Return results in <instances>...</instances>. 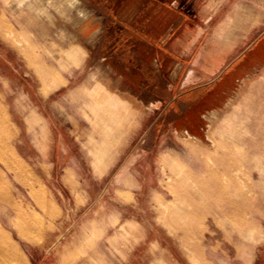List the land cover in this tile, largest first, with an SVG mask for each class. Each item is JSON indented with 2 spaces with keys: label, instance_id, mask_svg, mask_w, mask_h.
Masks as SVG:
<instances>
[{
  "label": "rangeland",
  "instance_id": "rangeland-1",
  "mask_svg": "<svg viewBox=\"0 0 264 264\" xmlns=\"http://www.w3.org/2000/svg\"><path fill=\"white\" fill-rule=\"evenodd\" d=\"M0 108L20 264H264V0H0Z\"/></svg>",
  "mask_w": 264,
  "mask_h": 264
},
{
  "label": "bare ground",
  "instance_id": "bare-ground-1",
  "mask_svg": "<svg viewBox=\"0 0 264 264\" xmlns=\"http://www.w3.org/2000/svg\"><path fill=\"white\" fill-rule=\"evenodd\" d=\"M5 112L4 110H2L1 112V116H0V136H1V140L3 141V145H4V149H6L5 151L8 154V158H9V162L10 165L14 168H16L17 170L24 172L25 168L24 166L18 161V159L16 158L15 154L12 152V150L10 149V145H9V140L11 137V130L9 129L8 125H7V119L5 117ZM9 123V122H8ZM4 154V153H3ZM2 155V154H0ZM4 157V156H2ZM10 171V170H9ZM26 172V171H25ZM23 174V173H22ZM27 174V173H26ZM23 176V175H22ZM25 176V175H24ZM16 177V176H15ZM18 177V176H17ZM16 177V178H17ZM24 178V177H23ZM20 179V178H19ZM35 195V194H34ZM4 198H6L7 194L6 192H4ZM33 196V195H32ZM42 197V196H41ZM45 200V198L42 197V200ZM44 202V201H43ZM37 203V202H36ZM44 205V204H43ZM42 207V206H41ZM32 224V223H31ZM35 225V224H32ZM10 261L11 263L14 264H20V258L19 255L17 253V251L12 247V245L10 244L9 239L3 235V233H0V262L1 263H6Z\"/></svg>",
  "mask_w": 264,
  "mask_h": 264
},
{
  "label": "crops",
  "instance_id": "crops-1",
  "mask_svg": "<svg viewBox=\"0 0 264 264\" xmlns=\"http://www.w3.org/2000/svg\"><path fill=\"white\" fill-rule=\"evenodd\" d=\"M0 110H2V109L0 108Z\"/></svg>",
  "mask_w": 264,
  "mask_h": 264
}]
</instances>
